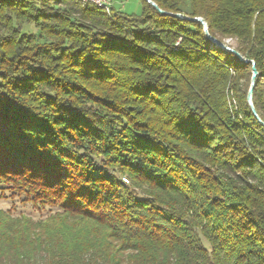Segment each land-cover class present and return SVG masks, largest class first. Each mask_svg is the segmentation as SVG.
Listing matches in <instances>:
<instances>
[{
  "label": "trees",
  "instance_id": "obj_1",
  "mask_svg": "<svg viewBox=\"0 0 264 264\" xmlns=\"http://www.w3.org/2000/svg\"><path fill=\"white\" fill-rule=\"evenodd\" d=\"M152 1L237 42L264 122V0ZM211 46L145 0H0V197L41 215L0 211V264H264L253 66Z\"/></svg>",
  "mask_w": 264,
  "mask_h": 264
},
{
  "label": "rangeland",
  "instance_id": "obj_2",
  "mask_svg": "<svg viewBox=\"0 0 264 264\" xmlns=\"http://www.w3.org/2000/svg\"><path fill=\"white\" fill-rule=\"evenodd\" d=\"M78 1H80V0H78ZM80 2H82V1H80ZM147 3H149V2H147ZM91 4H93V3H91ZM109 4H110L109 5V9H107L105 7L103 8L107 12L109 10H111V8L113 6L117 7L120 10L125 11L129 15L140 16L142 14V12H143V0H112L111 3H109ZM93 5H96V4H93ZM100 8H102V7H100ZM186 10H188V9H185V11ZM186 12H188V11H186ZM190 18H192V17H190ZM195 18H202V17H195ZM206 26H207V24H206ZM17 27H19L18 29H19L20 34L27 33V34H37L38 35V32H37L38 30L35 28L34 25H30V24L20 25V24H18ZM205 30L206 29L204 27V31ZM207 31H208V26H207ZM212 43H214V42H212ZM223 44L226 45L229 48H231L230 46H232V47H236L237 46V42L235 40L231 39V38H228V37L224 39V43ZM211 48L212 49H216V48H218V46L217 45L216 46H211ZM231 49L234 50L233 48H231ZM251 80H252V78H251ZM124 181L126 183H128V181H126V179H124ZM9 209H11L14 212L15 215L27 214V215L33 216L34 218H40V216H41V215H39L38 211H36V210H34L32 208L31 205L22 203L20 198L12 200V199H9V198L4 199V198L0 197V211L1 210L2 211H6V210H9Z\"/></svg>",
  "mask_w": 264,
  "mask_h": 264
},
{
  "label": "water",
  "instance_id": "obj_3",
  "mask_svg": "<svg viewBox=\"0 0 264 264\" xmlns=\"http://www.w3.org/2000/svg\"><path fill=\"white\" fill-rule=\"evenodd\" d=\"M146 1L149 2L151 5H153L159 11V13L161 15H171V16H173L175 18L180 19V20H190V21H194V22L201 23L205 27V29H206L205 32H206L208 38L212 42H214L218 47L222 48L224 51H228V52L235 53L237 55V57L240 59V61H242L244 63H247V64H252V66H253V75H252L251 87H250L249 92H248L247 100H248L249 105L251 106V109H252L254 115L257 117V119L259 120V122L264 125V122L258 116V114H257V112L255 110V107L253 105V92H254L256 80L258 78V71H257V68L255 66V62H253L251 60L245 59L240 53L232 50L231 48L227 47L226 45H224L223 43H221L220 41H218L216 38H214L213 36H211L208 33L206 23H205V21L202 18H190V17H186V16H184L182 14H179V13H177V14L169 13V12H166V11L160 9L153 1H151V0H146Z\"/></svg>",
  "mask_w": 264,
  "mask_h": 264
},
{
  "label": "built area",
  "instance_id": "obj_4",
  "mask_svg": "<svg viewBox=\"0 0 264 264\" xmlns=\"http://www.w3.org/2000/svg\"><path fill=\"white\" fill-rule=\"evenodd\" d=\"M112 0H89V2H99V4H102L106 8L109 9V3H111Z\"/></svg>",
  "mask_w": 264,
  "mask_h": 264
},
{
  "label": "bare ground",
  "instance_id": "obj_5",
  "mask_svg": "<svg viewBox=\"0 0 264 264\" xmlns=\"http://www.w3.org/2000/svg\"><path fill=\"white\" fill-rule=\"evenodd\" d=\"M80 1H82V2H84V3H93V4H96L97 6H99V7H102V8H104L105 6H103L102 4H99V2H89V0H80ZM106 8V7H105ZM108 9V8H107Z\"/></svg>",
  "mask_w": 264,
  "mask_h": 264
}]
</instances>
